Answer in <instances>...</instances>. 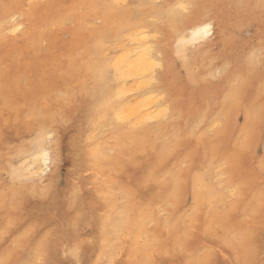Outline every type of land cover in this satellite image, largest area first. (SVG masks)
<instances>
[{
	"label": "bare ground",
	"instance_id": "obj_1",
	"mask_svg": "<svg viewBox=\"0 0 264 264\" xmlns=\"http://www.w3.org/2000/svg\"><path fill=\"white\" fill-rule=\"evenodd\" d=\"M36 1L0 0V264H102L106 253L107 264H136L165 200L210 216L182 228L171 211L155 264H264V0H135L136 10L114 0L122 11L110 26L104 0L76 18V0L61 15L47 14L56 0ZM180 5H191L186 19L173 17ZM88 19L105 28L83 39ZM161 110L171 122L148 125ZM216 162L245 194L236 212L219 213L205 184Z\"/></svg>",
	"mask_w": 264,
	"mask_h": 264
},
{
	"label": "rangeland",
	"instance_id": "obj_2",
	"mask_svg": "<svg viewBox=\"0 0 264 264\" xmlns=\"http://www.w3.org/2000/svg\"><path fill=\"white\" fill-rule=\"evenodd\" d=\"M48 2V0H38L36 1L37 5L39 6H43ZM66 0H56V3L51 4L50 7L47 10V14L51 15L54 13H57L58 15H61L65 9H66ZM80 2V0H76L75 2H71V8L73 10V15L76 18L77 15H80L82 13L86 12V3L88 2V0H83V5L78 4ZM135 0H129L127 2V6H129L130 8L136 10V6L137 4L135 3ZM163 0H160L159 3H162ZM151 5V3H149ZM104 5L106 7L105 9V20L107 21V24L105 26H110L113 23L116 22V18L119 16V14L121 13V8L120 5H116L114 4V0H104ZM178 10L177 8L174 11ZM190 10L188 9L187 11H176L174 13V18H182V19H186V17L189 15ZM138 20L141 19L143 24L146 23L147 25L152 26L151 24H153V21L150 20V18L147 17V15H142V16H137ZM65 25V29H71L75 23L72 19H68L67 21H65L64 23ZM145 25V24H144ZM145 25V26H147ZM104 26V20L100 19V20H95L92 21L91 19H88L86 22H83V24L80 25V30H81V35L83 36V39H86V37L88 36L89 32L92 30V28L96 27L99 30H101L102 28H105ZM148 27V26H147ZM23 30V28H22ZM50 32L52 34H55V42L56 43H64V48L63 50L67 49V43L69 38L65 35L64 30L59 31V29L56 26H52L50 29ZM21 32H16L14 34H6L5 35V39H15L20 35ZM153 34V33H152ZM247 38H251V40L255 39V36L249 32L246 35ZM214 40V39H213ZM40 47L44 50L46 49L47 52L50 55L51 52V47H48V43H47V37L43 36ZM91 46L89 45L88 48H90ZM173 49L174 46H173ZM215 48H213L212 50H214ZM216 50V49H215ZM257 51V50H256ZM260 54H262V51L260 50ZM207 57V56H206ZM205 58V57H203ZM228 65V64H227ZM194 72L197 71V69H193ZM217 72H219V70H217ZM213 73H215V70L212 71V75ZM108 76L110 77V73H108ZM65 75L62 74L60 75V77L58 79H64ZM163 117L161 118V115H159L157 119V117L150 121L148 123V125H153L160 122H166L169 123L171 122L173 115L172 112L169 110L167 111L164 117V110H161ZM164 118V119H163ZM107 131L110 130V127L106 128ZM222 130L221 124L218 126H213L210 127L206 130L203 131V135L209 138H214L217 137L220 133V131ZM50 136V135H49ZM54 133L51 135V140L48 139L49 142L48 143V148L52 147L53 144V138H54ZM50 149V148H49ZM50 152H52V150H50ZM262 153H264V147L263 149L258 150L257 155H261ZM188 160L183 159L181 160V162L175 166L171 168L170 174L169 176L174 177L177 173L178 170H185L188 167ZM216 167L213 169V171L211 172V174L207 177H205V184L208 185L211 189V191H214V193H218L219 197L217 198V200L215 201V207L217 209V211L221 214H225L228 212H232V211H238L241 207V205L244 202V198H245V194L241 191V189H239L238 187L235 186H231L229 184V178H228V173H229V169L228 166L226 164H222V162H216ZM51 166V163L49 164ZM49 166V168H50ZM49 170H46L44 172V174H47ZM177 212L178 213V223L180 227H184L185 224L187 223L188 219L189 221L194 219L197 215H201L202 217L208 218L210 216V211H206V213H198L196 211V209L190 205L181 207L180 209H177L176 206L174 205V203L170 200H165V201H159L156 202L155 205L153 206L152 210H151V218L149 220V222L144 226V228L142 229V233H144L143 235L140 236V238L138 239V247L140 250L139 256L137 258V262L136 264H155V258L154 255L156 253V251L160 248L161 244H162V237L164 236V233L167 229V226L170 222L171 219V211ZM236 236H231V238H235ZM242 246L243 243L239 241V238H237L235 240V247H236V251H233V256L237 259H241L244 258L245 255H242ZM217 249H214V251H216ZM169 249L168 248H162L161 249V254L160 257L161 258H165L168 256ZM200 253V250L198 251ZM74 254V253H71ZM107 254L106 253V257L103 258V262L102 264H107L106 262V258H107Z\"/></svg>",
	"mask_w": 264,
	"mask_h": 264
},
{
	"label": "snow or ice",
	"instance_id": "obj_3",
	"mask_svg": "<svg viewBox=\"0 0 264 264\" xmlns=\"http://www.w3.org/2000/svg\"><path fill=\"white\" fill-rule=\"evenodd\" d=\"M180 7L182 9H184L185 11L188 10L189 7H191V5H180ZM213 25L210 22H205L201 28H200V32L204 35V36H209L211 35V30H212ZM251 63V61H250ZM225 71L229 70V65L225 64ZM117 119H119V117H117ZM49 140H51V136L48 137Z\"/></svg>",
	"mask_w": 264,
	"mask_h": 264
}]
</instances>
